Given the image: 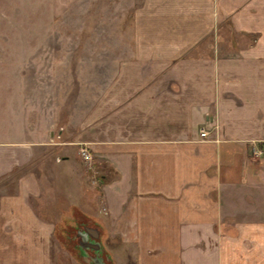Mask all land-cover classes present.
Segmentation results:
<instances>
[{
  "label": "crops",
  "instance_id": "0c3cea01",
  "mask_svg": "<svg viewBox=\"0 0 264 264\" xmlns=\"http://www.w3.org/2000/svg\"><path fill=\"white\" fill-rule=\"evenodd\" d=\"M136 9L82 122L0 133V264H81L74 210L116 264H264V0Z\"/></svg>",
  "mask_w": 264,
  "mask_h": 264
},
{
  "label": "rangeland",
  "instance_id": "374dc122",
  "mask_svg": "<svg viewBox=\"0 0 264 264\" xmlns=\"http://www.w3.org/2000/svg\"><path fill=\"white\" fill-rule=\"evenodd\" d=\"M140 2L79 0L57 17L48 0H0V133L14 132L28 119L29 126L65 132L82 122L130 57ZM80 223L82 230L65 233V247L81 264H116L97 226ZM86 240L98 248H87Z\"/></svg>",
  "mask_w": 264,
  "mask_h": 264
},
{
  "label": "trees",
  "instance_id": "16d2710c",
  "mask_svg": "<svg viewBox=\"0 0 264 264\" xmlns=\"http://www.w3.org/2000/svg\"><path fill=\"white\" fill-rule=\"evenodd\" d=\"M73 217H72V219H70V223H68V224H70V225H72V223H75L74 225H78V226H80V221L82 220V219H84L85 221H88V222H91V221H89L88 219V217L85 215V214H83V213H81L80 211H78V210H74L73 211ZM78 222V223H77Z\"/></svg>",
  "mask_w": 264,
  "mask_h": 264
},
{
  "label": "built area",
  "instance_id": "2783aa9c",
  "mask_svg": "<svg viewBox=\"0 0 264 264\" xmlns=\"http://www.w3.org/2000/svg\"><path fill=\"white\" fill-rule=\"evenodd\" d=\"M200 135H201L202 137H204V136H206V132H201ZM79 153H80V155L82 156V158H83L85 161L89 162V161L92 160V155H91V153L89 152V150L86 148V146H82V147H80V148H79Z\"/></svg>",
  "mask_w": 264,
  "mask_h": 264
},
{
  "label": "water",
  "instance_id": "95a60500",
  "mask_svg": "<svg viewBox=\"0 0 264 264\" xmlns=\"http://www.w3.org/2000/svg\"><path fill=\"white\" fill-rule=\"evenodd\" d=\"M84 230V232H86V234L87 235H90V237H95L96 238V233H95V231H96V229H95V231L93 230V229H91V228H89V227H86V228H84L83 229ZM79 234V233H78ZM79 235H81V234H79ZM85 237V236H84ZM86 238H87V236H86ZM87 247L89 246L90 248H92V249H97L98 248V244L97 243H94L93 242V244L91 245V244H89V245H86Z\"/></svg>",
  "mask_w": 264,
  "mask_h": 264
},
{
  "label": "flooded vegetation",
  "instance_id": "af4514ba",
  "mask_svg": "<svg viewBox=\"0 0 264 264\" xmlns=\"http://www.w3.org/2000/svg\"><path fill=\"white\" fill-rule=\"evenodd\" d=\"M85 244H86V245H89V244H91V245H92V244H93V241H91V240H90V241L86 240ZM87 248H89V249H90V247H89V246H88Z\"/></svg>",
  "mask_w": 264,
  "mask_h": 264
}]
</instances>
